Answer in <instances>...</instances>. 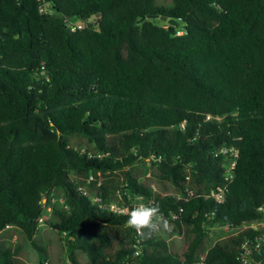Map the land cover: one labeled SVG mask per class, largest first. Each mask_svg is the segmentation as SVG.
<instances>
[{"label":"trees","instance_id":"16d2710c","mask_svg":"<svg viewBox=\"0 0 264 264\" xmlns=\"http://www.w3.org/2000/svg\"><path fill=\"white\" fill-rule=\"evenodd\" d=\"M170 5L0 0V232H21L39 264L45 208L69 264H198L203 249L204 264H240L245 233L208 245L209 228L262 218L264 0ZM223 146L238 149L231 179ZM137 195L159 203L171 233L127 225ZM119 199L125 213L109 209ZM17 252L0 242V264Z\"/></svg>","mask_w":264,"mask_h":264},{"label":"rangeland","instance_id":"374dc122","mask_svg":"<svg viewBox=\"0 0 264 264\" xmlns=\"http://www.w3.org/2000/svg\"><path fill=\"white\" fill-rule=\"evenodd\" d=\"M158 5L170 7V0H157ZM157 23H161L166 26V23L162 20H155ZM70 146L84 151L90 148V145L83 138L79 137H71L70 138ZM136 171H138L141 175H144V172L148 176L149 170L139 165L135 167ZM90 182V178L87 183ZM87 195L93 200L96 201L99 197L98 191L95 187H84ZM130 201L135 205L141 203V196L137 195L134 198L129 197ZM123 204L122 199L118 201H112L111 205L113 208L119 207L121 208ZM50 209L45 208L41 219L38 225V232L36 235V239L38 242L46 248L47 259L44 261V264H69L66 259L64 242L60 240L59 236L52 230L50 226L47 225L46 221L50 219ZM232 231L226 227V225H214L209 228V240L208 245H212L213 243L223 239L230 235ZM122 235V233L120 234ZM123 236V235H122ZM0 242L5 245H10L12 247L16 246L18 248V252L16 254L15 260L18 264H39L41 260V255L37 252L27 241L24 235L21 232H17L12 227L5 228L2 232H0Z\"/></svg>","mask_w":264,"mask_h":264},{"label":"built area","instance_id":"2783aa9c","mask_svg":"<svg viewBox=\"0 0 264 264\" xmlns=\"http://www.w3.org/2000/svg\"><path fill=\"white\" fill-rule=\"evenodd\" d=\"M39 12L45 13L46 11L40 7ZM64 23L71 31L85 27L84 23H72L67 18L64 19ZM219 152L224 157V171L227 175V178L231 179L232 171L235 168L236 158L238 156V149L233 146H223L220 148ZM81 191L83 194L87 195L84 189H81ZM223 192L224 188L217 187L216 191H213L211 195L215 197L218 202H221L223 200ZM98 200L99 199L96 201ZM111 203L112 202L109 204L110 210L117 213L126 212V209L123 206L121 208H113ZM257 211L262 215L261 219L244 221L239 225L226 224V227L232 231L231 234L236 235L244 232L246 235L237 253V259L239 260L240 264H264V205L258 207ZM206 252L207 249H203V254L200 256V262L198 264H204L203 258Z\"/></svg>","mask_w":264,"mask_h":264},{"label":"clouds","instance_id":"9594fccd","mask_svg":"<svg viewBox=\"0 0 264 264\" xmlns=\"http://www.w3.org/2000/svg\"><path fill=\"white\" fill-rule=\"evenodd\" d=\"M127 225L141 238L150 239L161 232L171 233L173 225L161 211L159 203H138L127 210Z\"/></svg>","mask_w":264,"mask_h":264},{"label":"water","instance_id":"95a60500","mask_svg":"<svg viewBox=\"0 0 264 264\" xmlns=\"http://www.w3.org/2000/svg\"><path fill=\"white\" fill-rule=\"evenodd\" d=\"M147 17L150 18V19H159V20H162V21H166L167 24H169V25H176L177 24L176 20L167 19L165 16H159V15L154 14V15H148Z\"/></svg>","mask_w":264,"mask_h":264}]
</instances>
